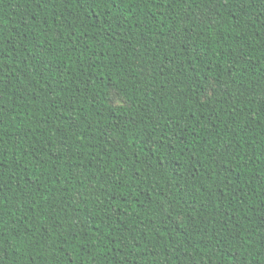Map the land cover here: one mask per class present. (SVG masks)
Returning <instances> with one entry per match:
<instances>
[{
  "label": "trees",
  "instance_id": "trees-1",
  "mask_svg": "<svg viewBox=\"0 0 264 264\" xmlns=\"http://www.w3.org/2000/svg\"><path fill=\"white\" fill-rule=\"evenodd\" d=\"M0 264H264V0H0Z\"/></svg>",
  "mask_w": 264,
  "mask_h": 264
},
{
  "label": "snow or ice",
  "instance_id": "snow-or-ice-1",
  "mask_svg": "<svg viewBox=\"0 0 264 264\" xmlns=\"http://www.w3.org/2000/svg\"><path fill=\"white\" fill-rule=\"evenodd\" d=\"M85 3H86V0H85ZM114 99L116 102H119V97H115Z\"/></svg>",
  "mask_w": 264,
  "mask_h": 264
}]
</instances>
